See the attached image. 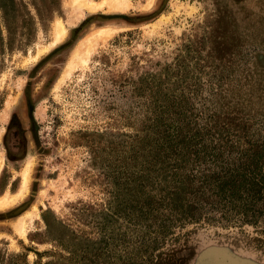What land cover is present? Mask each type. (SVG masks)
Returning <instances> with one entry per match:
<instances>
[{"label": "rangeland", "instance_id": "rangeland-1", "mask_svg": "<svg viewBox=\"0 0 264 264\" xmlns=\"http://www.w3.org/2000/svg\"><path fill=\"white\" fill-rule=\"evenodd\" d=\"M69 1L0 0V199L29 167L0 207V264H198L211 246L264 264V212L138 208L157 200L165 131L264 155V0Z\"/></svg>", "mask_w": 264, "mask_h": 264}, {"label": "trees", "instance_id": "trees-1", "mask_svg": "<svg viewBox=\"0 0 264 264\" xmlns=\"http://www.w3.org/2000/svg\"><path fill=\"white\" fill-rule=\"evenodd\" d=\"M165 132L162 147L164 144L169 146L164 149L167 159L164 162L158 157L155 161L159 166L156 176H162L161 181L155 182L156 186L152 187L156 190L157 200L155 203H140L138 208L141 213L154 210L166 219L170 214L181 215V218L187 214L193 216L195 200L198 198L211 200L205 204L210 209L232 206V209L241 210L244 216L254 214L256 210L259 214L264 212V155L261 154L257 159L252 158L253 154L230 157L223 152L226 149L221 144L201 145L192 137L189 140L184 137L187 141L181 138L176 141L170 131ZM170 149L173 153L180 154V157H168ZM260 149L263 153L264 145ZM189 160L191 165L188 168ZM201 160L204 165L210 164L214 168L201 169ZM196 169L200 174L194 173ZM207 192L212 194L208 195ZM213 195L214 198L219 197L218 200L215 199L216 204H213ZM260 201L262 207L257 209ZM167 211H171L168 216Z\"/></svg>", "mask_w": 264, "mask_h": 264}, {"label": "bare ground", "instance_id": "bare-ground-1", "mask_svg": "<svg viewBox=\"0 0 264 264\" xmlns=\"http://www.w3.org/2000/svg\"><path fill=\"white\" fill-rule=\"evenodd\" d=\"M72 3L73 5H76L79 9H81L82 7H89V8H93V9H97V8H101L104 5H107V7L110 8H114V9H121L124 7L128 6V0H102L100 1L101 3L99 4H95L92 0H70L69 3ZM56 23V22H55ZM54 35H53V40L54 43L58 42L63 34H64V29L62 27V25L60 24V22L57 21V23L54 26V31H53ZM108 34H110L109 30H101V32L99 31L97 34H94L92 39L90 40V42L92 41H96V39L98 38H102V36H107ZM53 43V44H54ZM85 47V46H84ZM92 49V43L89 44L87 46V53H86V58L88 57L89 53L91 52ZM82 53L80 52H76L73 56V61L76 64H84L86 63V58L82 57L81 55ZM72 60V59H71ZM22 175V187L20 189V191L18 192L17 195L13 196V197H8L5 196L2 199H0V207L3 206H7L8 204L14 202L17 198L21 197L24 195L25 191H26V185L28 184V178H29V167L25 168L23 170V172L21 173ZM27 215H30V213H28ZM25 221L23 219H21L20 221H18V223L16 224V230L19 231L20 233H23L25 231Z\"/></svg>", "mask_w": 264, "mask_h": 264}, {"label": "water", "instance_id": "water-1", "mask_svg": "<svg viewBox=\"0 0 264 264\" xmlns=\"http://www.w3.org/2000/svg\"><path fill=\"white\" fill-rule=\"evenodd\" d=\"M198 264H256L252 260L237 256L224 247H207L200 255Z\"/></svg>", "mask_w": 264, "mask_h": 264}, {"label": "flooded vegetation", "instance_id": "flooded-vegetation-1", "mask_svg": "<svg viewBox=\"0 0 264 264\" xmlns=\"http://www.w3.org/2000/svg\"><path fill=\"white\" fill-rule=\"evenodd\" d=\"M15 128L17 129L18 132H20V128H19L18 126L15 127ZM16 135H17L16 132H12V133H10V136H13L15 139L17 138Z\"/></svg>", "mask_w": 264, "mask_h": 264}]
</instances>
